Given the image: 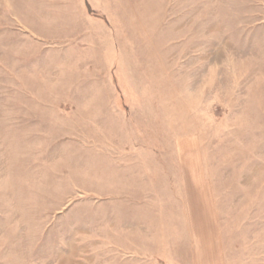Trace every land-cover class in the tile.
<instances>
[{"label": "rangeland", "instance_id": "374dc122", "mask_svg": "<svg viewBox=\"0 0 264 264\" xmlns=\"http://www.w3.org/2000/svg\"><path fill=\"white\" fill-rule=\"evenodd\" d=\"M0 264H264V0H0Z\"/></svg>", "mask_w": 264, "mask_h": 264}]
</instances>
